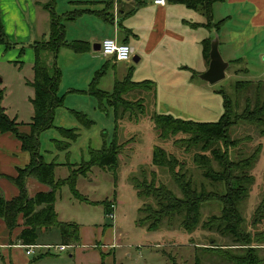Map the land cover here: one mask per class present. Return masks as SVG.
I'll list each match as a JSON object with an SVG mask.
<instances>
[{
  "label": "rangeland",
  "instance_id": "1",
  "mask_svg": "<svg viewBox=\"0 0 264 264\" xmlns=\"http://www.w3.org/2000/svg\"><path fill=\"white\" fill-rule=\"evenodd\" d=\"M37 38L40 40L47 37ZM131 44L137 47L136 42L131 41ZM166 46L165 44L164 47ZM165 49L162 47L160 52L153 55H163L170 65V59H166L169 55ZM241 50L242 52L239 50L236 53V56H242L241 64L230 63L225 71V77L214 84L200 82L202 88L200 91H192L191 99H186L185 92L177 90L179 87L164 84L161 76L158 77L157 86H154L157 88L155 91L147 86L141 88L125 86L123 87L125 91L121 95L107 96L112 95L115 90L113 85L115 73L112 66L105 71L100 85L96 84V89L106 93L102 99L91 94L89 86L83 91L67 94L59 90V94L66 95L63 106L55 110L54 127L45 130L39 136L43 159L46 162L59 163L54 169L55 178H64L69 174L68 166L63 165L64 163H70L75 167L89 160V150L100 149L104 143L109 144L114 133L119 155L117 168L114 170L115 177L107 169L95 165L87 173L77 177L75 189L90 202L77 199L68 184L62 185L56 191L54 207L57 218L60 221L81 225L82 235L72 248L52 258H46L41 264H101V261L103 264L248 263L246 261L248 247H256L254 243L264 242L262 239L264 219L252 225L264 188V125L238 120L229 130V141L232 142L228 145V157L233 161H239L253 155L246 197L238 205L243 218L241 232L243 234L248 232L249 238L241 235L239 240L244 239L233 242L231 235H222L214 228L202 226L209 216L220 215L221 204L218 201H209L201 206L200 222L189 234L180 226L182 214L171 219L164 218L155 230L150 231L147 224L140 222L145 214L141 210L147 205L156 209L155 199L152 196L140 197L134 186V180L142 182L145 179L146 182H150L155 175L156 185L163 183L175 195H181L167 170L151 165L152 149L161 146L167 153L184 163L181 171L186 172V178L190 176L198 189L203 186L206 191L213 189L223 193L224 185L212 183L203 176L202 169L194 164L193 156L197 147L187 149L183 143V138L188 135L176 133L165 139L160 138L153 117L155 113H164L199 122L217 121L223 112L221 91H224L230 100L232 115L241 113L247 105L249 109H253L254 88L248 93H236L234 84L236 80H264V28L258 30L255 37ZM91 53L98 59H103L99 51ZM44 59L51 63L52 55L45 53ZM130 64L136 65L133 61ZM117 65L123 66L125 62H119ZM100 67L101 65L98 68ZM67 69L65 65L66 72ZM29 75L31 70L27 65L18 67L6 57L0 59V90L3 92L1 104L6 107L9 115L14 116L17 113V120L20 123L28 122L32 111V105L28 102L32 89L25 85ZM261 90L264 92V86ZM263 100L264 94L261 96V103ZM70 110L84 113L92 123L89 126L84 125ZM57 126L77 130L76 140L71 142L67 149L59 148L61 144L55 142L62 139L55 128ZM19 129L28 130L23 124ZM212 165L214 169L217 168L216 164ZM103 200H109L114 204L113 219L104 214L103 205L100 203ZM261 216L264 218V212ZM1 222L4 225L2 220ZM19 228H14L11 232L6 229L10 240L11 237H15L14 233L18 232ZM59 236L56 228L39 232V242L36 244L41 245L40 241L52 245L60 244ZM245 243L247 245H243ZM19 245H22L20 241ZM212 245L224 249L205 248ZM262 245L264 244L257 245L254 250L259 259L258 264H264V248H258ZM47 253L57 254L53 249ZM70 254L72 256H69Z\"/></svg>",
  "mask_w": 264,
  "mask_h": 264
},
{
  "label": "trees",
  "instance_id": "2",
  "mask_svg": "<svg viewBox=\"0 0 264 264\" xmlns=\"http://www.w3.org/2000/svg\"><path fill=\"white\" fill-rule=\"evenodd\" d=\"M222 0H167L171 3H180L188 8L198 10L206 19L203 26L208 28H219L221 21L212 22V6L216 2ZM45 8L49 12V35L45 39L35 40L29 47L34 53V61L32 65L33 79L28 84L33 88L34 93L30 98L33 114L28 123H18L14 118H10L4 107L2 106L3 92L0 90V133H10L20 142V148L26 155V162L23 166L17 167L16 175L8 177L11 183L16 187V195L7 198L0 191V220L4 222V226L11 232L14 228H19L16 239L23 245L36 244L41 229L55 227L60 235L61 244H76L80 240L79 224L75 222L60 221L54 208L55 193L64 184H68L73 195L82 201H87L82 194L75 189V182L79 175L87 173L92 166H98L107 169L114 176V170L117 165L119 147L115 138L109 144L104 143L102 148L89 150L90 158L87 161L73 166L66 163L69 174L64 178H55L54 169L58 165L56 162H46L40 152L39 136L45 130L54 127L53 120L56 108L63 106L64 95H60L59 85L61 82V71L55 63L56 55L60 48L65 47L74 52H84L88 49L87 43L74 40L67 41L65 38L64 22L76 18L77 12H67L58 15L54 9V0L46 3ZM210 39L206 38L202 42V54L208 64ZM0 45L4 47V51L14 46L3 29L0 13ZM24 47L19 49V56H23ZM52 55L53 60L47 63L44 54ZM14 64L22 61H13ZM231 63V62H230ZM101 74V70L96 74ZM198 73L192 71V76L197 77ZM96 80L91 81L89 92L95 94L102 99L106 93L96 89ZM124 85V86H122ZM255 85V87H254ZM125 86L131 87H152L154 83L149 80L134 82L127 77L124 81L115 85L112 95H121L125 91ZM264 86V80H236L234 91L236 93L250 92L253 88L255 93V103L253 109H249V105L245 106L241 113L231 112V103L224 91H221L223 97V112L219 119L214 122H199L193 120L174 117L171 114L155 113L153 123L159 131L160 138H167L169 135L182 133L188 135L183 138L186 148L197 147L194 153L193 162L202 169V174L212 183L217 182L224 185L223 193L216 190L206 191L203 186L198 189L189 177L186 178V172L182 170L184 163L179 161L172 154L167 153L161 146H155L152 149L151 165L153 167L165 168L177 185L180 196L173 193L163 183L155 184L154 176L150 182L144 179L142 182L134 180V186L137 189V195L152 196L156 202V209L152 207H144L141 211L145 214L140 219L141 224H147L148 230H155L164 218H173L175 215L182 214L180 226L189 234L199 224L201 216V206L209 201H218L221 204L220 215H211L202 226L208 229H215L222 235H231L233 242H239V237L249 236L248 232H241V224L243 218L238 209L239 203L245 199L247 193V184L250 182L251 175L249 169L253 160V155L233 161L228 157V145L230 128L236 125L238 120L254 122L264 125V100L261 103V96L264 92L261 90ZM80 121L89 126L92 121L86 118V115L80 111L70 110ZM26 125L27 131L19 129L20 125ZM62 139L55 140L57 144H61L59 148L67 149L70 143L75 141L78 133L75 128L55 127ZM220 141V143H219ZM182 142V141H180ZM212 164H216L217 168H213ZM181 171H179V170ZM35 178L41 184L48 187L47 190H39L29 195L26 189V181L28 178ZM115 177V176H114ZM103 205L104 214L110 211L109 200L100 202ZM264 212V188L262 198L256 207L252 225L257 221L264 219L261 215ZM20 222H23L20 223ZM264 241V234H263ZM264 242H257L256 247H248L246 250L247 264H258L259 259L254 250L257 245ZM242 245V244H240ZM247 245V243L243 244ZM212 249H224L221 246L205 247ZM173 264H177L173 262Z\"/></svg>",
  "mask_w": 264,
  "mask_h": 264
},
{
  "label": "crops",
  "instance_id": "3",
  "mask_svg": "<svg viewBox=\"0 0 264 264\" xmlns=\"http://www.w3.org/2000/svg\"><path fill=\"white\" fill-rule=\"evenodd\" d=\"M49 1L0 0L2 26L8 40L14 44L10 51L7 50L9 52L4 51V47L0 45V59L6 57L10 62L22 61V64L13 65L18 67L27 65L30 68L31 75L25 80V85L32 89V95L28 97L29 104L34 93L28 84L33 79L34 61V53L29 44L37 40V37L44 38L49 35L50 16L44 6ZM54 9L58 15L77 12L76 18L64 22L65 38L67 41L85 42L88 46L84 52H74L62 47L56 55L55 63L61 71L59 90L66 94L83 91L93 80L100 85L105 71L112 66L115 73L113 85L129 77L134 82L149 80L157 86L158 77L161 76L164 84L179 87L177 90L185 92L186 99H191L193 98L191 92L200 91L203 86L200 82H205L192 76V71L199 74L207 68L208 64L202 54V42L213 36V30L218 33L222 57L229 64L234 62L238 65L242 63V56H236V53L239 50L242 52L241 48L255 37L258 30L264 28V0H222L214 3L212 22L221 21L218 29L203 26L202 24L206 22L205 17L198 10L180 3L167 2L164 6H155L150 0H54ZM10 36L15 38L12 39ZM107 37L129 44L132 58L125 62V65L118 66L119 62L103 56L100 50L93 49V45L100 44ZM131 41L136 42L137 47L132 45ZM21 46L24 47V53L18 57ZM162 47L166 48L164 51L169 55L166 59H170V65L163 55H153L160 52ZM91 51H99L103 59H98ZM131 61L136 65H131ZM65 65L68 68L67 72ZM100 70L101 74L96 77ZM245 70L248 71L247 68ZM99 75L101 76L98 78ZM155 90L157 88H154ZM66 94H63L64 98ZM4 109L10 118L20 122L17 120V113L11 116L7 113L6 107ZM32 114L33 109L30 119ZM26 160L20 142L10 133H0V191L5 197L16 195L17 189L8 177L15 176L17 167L23 166ZM26 188L29 195L48 189L46 185L32 177L27 179ZM79 226L81 236L83 227ZM51 228L42 229L40 232H47ZM14 234L15 237H11L10 240V235L0 220V264H41L46 258L61 253L49 254L46 248H42L27 255L16 239L18 232L15 231ZM40 243L52 245L49 242ZM258 248H264V245ZM100 263L103 264L102 261Z\"/></svg>",
  "mask_w": 264,
  "mask_h": 264
},
{
  "label": "built area",
  "instance_id": "4",
  "mask_svg": "<svg viewBox=\"0 0 264 264\" xmlns=\"http://www.w3.org/2000/svg\"><path fill=\"white\" fill-rule=\"evenodd\" d=\"M151 3L155 6H164L167 3V0H150ZM101 54L105 57L112 58L116 62H127L130 61L132 58L131 48L128 43L125 42H118L114 38H104L100 42L99 48ZM110 211L106 214L109 218L113 219V209L114 204H110ZM25 249V253L27 255L33 254L35 251H39L42 248H46L47 251L53 249L55 252H63L68 248H72L73 245H65V244H54V245H38V244H31V245H21Z\"/></svg>",
  "mask_w": 264,
  "mask_h": 264
},
{
  "label": "water",
  "instance_id": "5",
  "mask_svg": "<svg viewBox=\"0 0 264 264\" xmlns=\"http://www.w3.org/2000/svg\"><path fill=\"white\" fill-rule=\"evenodd\" d=\"M213 36L210 39L209 62L207 68L199 73L197 77L209 84H214L225 77V71L229 66V62L225 60L219 49V38L216 30L212 31ZM100 44L93 45V49L99 50ZM137 60V59H133Z\"/></svg>",
  "mask_w": 264,
  "mask_h": 264
}]
</instances>
